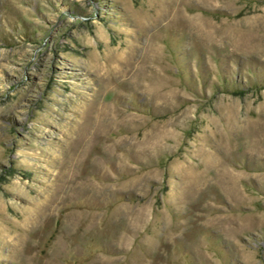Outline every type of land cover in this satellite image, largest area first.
I'll return each instance as SVG.
<instances>
[{
	"label": "rangeland",
	"instance_id": "1",
	"mask_svg": "<svg viewBox=\"0 0 264 264\" xmlns=\"http://www.w3.org/2000/svg\"><path fill=\"white\" fill-rule=\"evenodd\" d=\"M0 264H264V0H0Z\"/></svg>",
	"mask_w": 264,
	"mask_h": 264
}]
</instances>
